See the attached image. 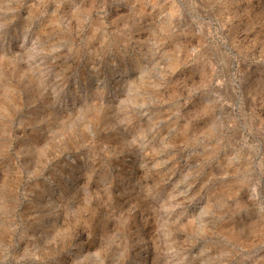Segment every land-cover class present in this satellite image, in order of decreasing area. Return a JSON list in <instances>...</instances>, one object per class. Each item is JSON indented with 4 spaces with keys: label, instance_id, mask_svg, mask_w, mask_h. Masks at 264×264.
<instances>
[{
    "label": "rangeland",
    "instance_id": "374dc122",
    "mask_svg": "<svg viewBox=\"0 0 264 264\" xmlns=\"http://www.w3.org/2000/svg\"><path fill=\"white\" fill-rule=\"evenodd\" d=\"M0 264H264V0H0Z\"/></svg>",
    "mask_w": 264,
    "mask_h": 264
}]
</instances>
